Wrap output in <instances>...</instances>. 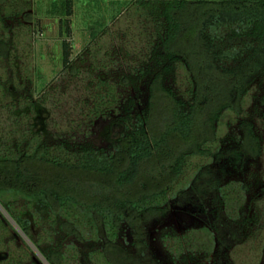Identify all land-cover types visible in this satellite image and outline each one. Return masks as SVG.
I'll list each match as a JSON object with an SVG mask.
<instances>
[{
    "label": "trees",
    "instance_id": "obj_1",
    "mask_svg": "<svg viewBox=\"0 0 264 264\" xmlns=\"http://www.w3.org/2000/svg\"><path fill=\"white\" fill-rule=\"evenodd\" d=\"M131 2L155 25L146 42L147 67L142 62L137 71L122 70L115 82L90 74L85 85L84 105L90 106L91 120L117 107L122 96L127 103L124 95L132 84L146 81L147 105L134 115L130 102L125 103L117 121L118 135H108L109 147L74 142L76 133L88 135L81 130L84 121L70 122L76 126L69 139L64 130L50 134L46 123L36 132L35 111L46 104L49 94L34 102L29 92L28 98L19 92L31 82L29 77L0 76V97L12 98V109L17 110L12 136L0 138V205L48 264H155L141 235L143 223L167 213L170 199L179 195L174 186L190 170L195 171L191 183L195 193L219 188L208 169L193 161L214 156L221 119L227 112L240 116L251 81L264 69V0ZM53 5L47 16L59 19V34L65 38L64 72L79 76L81 69L73 64L67 41L73 32L74 1ZM4 20L0 14V23ZM107 30L91 26L90 36L96 41ZM3 43L0 36V57L6 47ZM179 68L184 70L188 102L166 87L167 79L175 77ZM21 124L28 129L20 134ZM239 144L238 157L260 153L259 139L250 125ZM124 226L132 229L136 240L131 246L138 256L119 243ZM8 227L11 223L3 217L0 251L9 246L5 243ZM163 240L172 255L183 254L181 238L171 244L166 234ZM9 254V264L31 259L28 254Z\"/></svg>",
    "mask_w": 264,
    "mask_h": 264
},
{
    "label": "rangeland",
    "instance_id": "obj_2",
    "mask_svg": "<svg viewBox=\"0 0 264 264\" xmlns=\"http://www.w3.org/2000/svg\"><path fill=\"white\" fill-rule=\"evenodd\" d=\"M131 1H74L73 32L67 41L71 44V60L81 69L75 77L63 69L65 38L59 34V19L46 16V9L52 11L53 4L59 2L60 6L61 0L0 3V14L5 19L0 23V36L6 46L0 57V76L29 77L31 82L25 83L19 92L27 98L30 94L34 102L49 94L46 104L35 111L32 124L36 132L42 131L46 123L50 134L64 130L65 139H69L76 126L70 122L84 121L87 123L81 130L88 135L76 133L74 142L85 141L98 148L109 147L108 135H118L117 121L126 107L123 96L120 104L105 116L88 120L90 106L84 105L88 98L85 85L90 74L95 79L108 77L115 82L122 70L129 73L141 69L142 62L144 66L148 64L146 42L155 25L144 10L131 6ZM91 26H106L108 30L94 41L90 36ZM174 76L176 78L167 79L166 87L184 102L190 101L187 82L183 81L184 70L179 68ZM132 85L124 97L129 99L135 115L147 105L148 90L145 79ZM8 87L13 90L11 85ZM13 107L12 98L0 97V138L12 136L17 112ZM25 123V126L30 124ZM248 125L259 139L260 153L257 156L244 153L238 157L239 138ZM25 126L20 125V134L26 130ZM218 140L212 158H196L193 164L208 169L219 188L201 192V195L195 193L191 190L195 171L190 170L174 186V193L179 195L170 199L167 213L150 218L141 226V235L148 246L147 255L155 264H264V69L251 81L240 116L227 112L221 119ZM0 211L3 214L0 220L5 217L12 226L8 227L5 240L9 246L0 251L2 264H9L12 257L9 253L28 254L31 259L23 264L31 261L48 264L1 205ZM166 234L172 239L171 244L175 238L182 239L184 252L180 257L172 255L168 243H164ZM135 240L132 229L124 226L119 243L138 256L131 246ZM87 248L89 246L84 249Z\"/></svg>",
    "mask_w": 264,
    "mask_h": 264
},
{
    "label": "crops",
    "instance_id": "obj_3",
    "mask_svg": "<svg viewBox=\"0 0 264 264\" xmlns=\"http://www.w3.org/2000/svg\"><path fill=\"white\" fill-rule=\"evenodd\" d=\"M8 1H9V0H8ZM8 1H7V2H8ZM73 1H75V0H73ZM80 1H81V3H83L82 0H80ZM74 5H75V2H74ZM24 6H25V5H24ZM48 11H49V10L46 9V16H47V12H48ZM50 18H52V17H50Z\"/></svg>",
    "mask_w": 264,
    "mask_h": 264
}]
</instances>
